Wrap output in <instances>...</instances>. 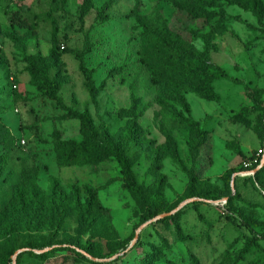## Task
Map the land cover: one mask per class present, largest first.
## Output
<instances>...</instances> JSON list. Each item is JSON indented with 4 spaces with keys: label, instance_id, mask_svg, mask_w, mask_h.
<instances>
[{
    "label": "rangeland",
    "instance_id": "374dc122",
    "mask_svg": "<svg viewBox=\"0 0 264 264\" xmlns=\"http://www.w3.org/2000/svg\"><path fill=\"white\" fill-rule=\"evenodd\" d=\"M252 1L0 0V126L25 142L0 175V264H97L118 256L109 264H188L190 254L200 264L264 263V0L261 15L245 8ZM159 12L186 70L187 126L174 124L179 105L156 102L143 62V54L150 63L164 60L163 51L134 15ZM26 58L59 82V100L32 84ZM209 77L214 96L204 98L197 92ZM53 128L76 141L93 134L102 160L57 167ZM27 165L38 168L42 191L50 175L64 191L98 188L106 209L100 221L88 228L73 212L58 226L51 208L21 210L11 194ZM130 179L140 194L122 187ZM211 190L218 200L200 197ZM192 198L163 222L143 219L146 209L168 213ZM87 240L100 243L102 257L76 252ZM41 251L42 260L35 256Z\"/></svg>",
    "mask_w": 264,
    "mask_h": 264
},
{
    "label": "trees",
    "instance_id": "16d2710c",
    "mask_svg": "<svg viewBox=\"0 0 264 264\" xmlns=\"http://www.w3.org/2000/svg\"><path fill=\"white\" fill-rule=\"evenodd\" d=\"M165 1V0H164ZM253 5L246 6V9L258 10V14H262V8H260V0H253ZM108 5V3L106 4ZM189 13L196 14V10L192 7L186 8ZM135 22L142 29V32L146 36V39L151 42L154 47L163 51V58H157L153 63H150L145 54H143V62L148 65L151 81L156 85V88L160 94V97L156 98V102L162 106H167L170 102H173L180 106V111L175 114L174 124L180 126H187L190 120V107L186 102L184 94L187 92V85L185 83L184 68H180L178 51L180 50L179 44H176L172 39V34L168 30L166 20L159 12V15L155 18L152 13L150 14H138L134 15ZM67 52V51H65ZM80 59L79 69L85 71L83 66L82 55H78ZM27 72L30 76L31 82L37 90L44 93L48 98L53 100H59L56 92L59 89V82L52 81L47 72L40 70L36 63L28 58ZM5 63L4 57L0 53V67ZM11 88L14 89L15 83L12 81ZM197 94L204 98H212L214 96L213 87L211 85V78H207L202 83V89ZM74 113V112H73ZM83 125L89 130L92 128L90 121L85 115H77ZM52 149L55 153V163L57 167H69L85 165H91L102 160L99 146L93 134L82 138L81 140L64 139L61 132L57 128H53L51 132ZM17 146H21L19 142H16L15 137L11 131L5 126H0V175L2 173V166L6 163L9 157V153ZM118 163L126 168L129 167L126 158L120 154L115 155ZM160 157H156L153 161L152 170L155 175H159ZM236 171V170H235ZM38 168L33 165L23 166L19 173L17 181L15 182L11 194V201H14L20 209H25L29 206L42 209L44 207L51 208L56 214V223L59 226L68 216L76 212L77 217L87 225L88 228L95 226L104 215L106 209L101 204L98 197V188L88 187L86 185L82 188L70 185L68 191L59 185L56 178L52 175L48 177L49 188L47 191H42L37 184ZM193 182V179L192 181ZM122 187L129 190L134 194H140L141 190L136 185L134 179L126 180L123 182ZM209 196H200L205 199L218 200V196L214 190ZM155 196V195H154ZM188 198V197H187ZM160 213L151 212L149 209L145 210L143 219L147 220ZM166 216L157 219V221H165ZM243 222V221H242ZM244 224H246L244 222ZM252 231V230H251ZM264 239V236H262ZM37 249L41 250L44 246L37 245ZM18 246L9 251L6 255L7 260L14 255ZM101 245L99 242H91L87 240L83 246L80 247V251L84 254L76 251L81 257L88 260L89 257H102ZM98 252V253H97ZM47 252H40L35 254L38 259H44ZM118 257H111L109 260L99 262L97 264H109L110 262L117 260ZM190 261L188 264H200L199 259L190 254ZM228 252H224V260H228ZM92 262V261H91ZM91 264V263H89ZM170 264H176L174 262ZM220 264H229L223 261ZM259 264V263H258ZM264 264V263H261Z\"/></svg>",
    "mask_w": 264,
    "mask_h": 264
},
{
    "label": "water",
    "instance_id": "95a60500",
    "mask_svg": "<svg viewBox=\"0 0 264 264\" xmlns=\"http://www.w3.org/2000/svg\"><path fill=\"white\" fill-rule=\"evenodd\" d=\"M195 200H198V198H192V199L186 200L183 203H181L178 207H176L172 212L160 214L159 217L169 215V214L173 213L174 211H177L183 204L188 203V202H192ZM139 229H140V227H139ZM136 237H137V233L135 234L134 238H136ZM18 253H19V251H16L12 257L14 258ZM13 264H14V261H13Z\"/></svg>",
    "mask_w": 264,
    "mask_h": 264
},
{
    "label": "built area",
    "instance_id": "2783aa9c",
    "mask_svg": "<svg viewBox=\"0 0 264 264\" xmlns=\"http://www.w3.org/2000/svg\"><path fill=\"white\" fill-rule=\"evenodd\" d=\"M13 87H15V85H13ZM24 140H20V145L22 146V145H24ZM255 161H257L256 159H255Z\"/></svg>",
    "mask_w": 264,
    "mask_h": 264
}]
</instances>
